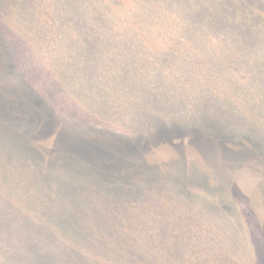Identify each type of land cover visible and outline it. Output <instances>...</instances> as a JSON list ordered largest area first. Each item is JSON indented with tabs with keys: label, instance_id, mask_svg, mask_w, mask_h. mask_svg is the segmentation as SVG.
Segmentation results:
<instances>
[{
	"label": "rangeland",
	"instance_id": "1",
	"mask_svg": "<svg viewBox=\"0 0 264 264\" xmlns=\"http://www.w3.org/2000/svg\"><path fill=\"white\" fill-rule=\"evenodd\" d=\"M67 1L58 24L50 2L0 0V145L31 161L0 154V264H87L115 230L167 234L168 261L264 264V84H240L264 38L135 40L105 27L106 0Z\"/></svg>",
	"mask_w": 264,
	"mask_h": 264
},
{
	"label": "trees",
	"instance_id": "2",
	"mask_svg": "<svg viewBox=\"0 0 264 264\" xmlns=\"http://www.w3.org/2000/svg\"><path fill=\"white\" fill-rule=\"evenodd\" d=\"M43 1L51 3L53 18L55 17L56 19L54 20H56L59 24L64 17L61 10L66 7V4L69 3V1ZM106 1V8H109L112 15L108 9H105L103 17H101L103 18L105 27H108L109 29L117 27L119 34H134L135 40H144V36L147 34L164 35L168 39H174V35L181 31L185 26L186 29L187 27L190 28V30L187 29V31H190L192 34L206 33L209 30V25L214 28L217 27V25H223L228 28L229 33L248 35L255 39L259 37V40L264 38V0H251V2L246 5L247 7H242L241 9H237V6H244L246 4L244 3L246 0H195L196 3L188 0L189 3L187 4L183 3V1L187 0ZM87 3H90L93 7L98 6L93 2V0H88ZM78 4L80 3L75 2L72 7H69V17L74 18L76 14H79L89 18L93 11L96 10L90 9L83 12L79 7H77ZM118 7L124 20L123 23L120 22V18H117L116 12L118 9L116 8ZM103 10V8H100L97 13L100 15L103 13ZM108 13H110V16ZM117 19H120L119 23L117 22ZM255 25L260 26L259 30H257ZM256 30L258 32H256ZM94 32L100 33L97 29H95ZM254 33H260L261 36ZM251 72V79H246L240 84H264V65L253 66ZM227 130L228 129L225 131ZM260 141L263 145L264 139L263 141ZM6 153L9 155L8 157L13 158H11L12 162H15V164L17 163L20 168L24 166V171L26 173L30 171V157L23 156V154H20L15 150L13 152L9 151L7 148H3L0 145V154ZM103 183L106 184V182ZM150 190V188H145L144 192L148 193ZM167 201V199H163L162 202L165 205L168 203ZM123 207L126 210L132 211V209L137 210L141 206L134 201H129L127 205H123ZM142 207L149 208V204L146 203L145 205H142ZM66 209L69 211L71 206ZM126 220L127 217H123V220L120 221L124 222ZM57 223H63L61 224L63 227L69 226L66 225V222H61L60 220ZM109 223L112 224V222ZM135 224H140V222H136ZM115 231L116 233L108 234H111L112 241L118 240V244H116L117 246L93 245V247L91 246L92 248H87L85 250L87 254L91 251L87 257V264H100V260L97 259L98 257L102 258L104 264H115L117 260L112 258L114 257L113 255H117L116 257H118V255L123 257V260L121 259L120 262L121 264H180L181 262L182 264H191V262L187 259H182L179 262L167 260L174 255L181 257L183 249H180L179 247L175 248L173 244L165 242L167 241V234L165 233L150 234V236H147L144 235V231L142 230ZM80 233V239H86V237L83 236V233ZM90 234H92V237H98V234L101 233L97 232V230H93ZM179 236H181V234H179ZM111 239L109 240L111 241ZM154 241H156L157 245L154 244ZM129 244L134 246H129ZM186 249L188 250V248ZM194 253H196V251H193V255Z\"/></svg>",
	"mask_w": 264,
	"mask_h": 264
}]
</instances>
